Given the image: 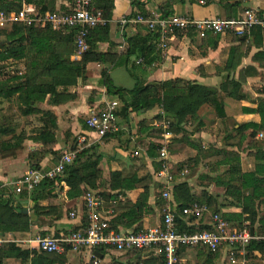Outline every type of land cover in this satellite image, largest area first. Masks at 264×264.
<instances>
[{
  "label": "crops",
  "instance_id": "obj_1",
  "mask_svg": "<svg viewBox=\"0 0 264 264\" xmlns=\"http://www.w3.org/2000/svg\"><path fill=\"white\" fill-rule=\"evenodd\" d=\"M132 1L137 2L139 7L133 6ZM172 1L114 0V11L109 32L110 42L114 45L113 51L121 53L126 47L127 39L146 34L147 31L142 25L128 23L121 27L119 24L122 18L140 13V10L149 18L161 14V8H168L169 6L174 15L186 16L195 20L228 19L225 9L219 4L218 0H184L183 3L175 4H172ZM200 1H203V4H200ZM239 2L240 7L230 11L232 18L239 17L242 13L241 9H250L264 15V0H239ZM61 7L67 8L68 5L61 1L55 3L56 10ZM96 47L97 51L101 53L107 52L110 48L108 43H100ZM70 59L74 60L72 56ZM132 63L133 59L128 67L139 80L145 81L146 84L175 79H182L215 89H220L227 80L239 84L237 87L238 97L225 99L222 118L216 116L211 106L204 105L198 111V121L189 122L187 126H184L183 131L187 138L203 151L201 155L197 150L181 141L182 134H171L172 136L168 142L171 171L173 166L185 162L187 168L185 167L184 170L187 173L182 174V172L180 174V182L187 183L195 198H200L203 192L213 198L215 197L216 205H213L210 211H214L218 207L219 213L227 219L230 229L239 230L236 219L238 215L242 214V209L239 206L230 204L231 198L224 196L223 188L215 186L213 181L215 178L222 176L230 167L229 164L227 166L222 163L224 155L216 153L221 151L238 154L241 173L251 172L257 164H264V156H262L264 155V126L258 129L238 130L243 125H260L261 123L258 108L259 102L262 103L260 108H264V41L259 39L237 41L232 39L230 35H224L220 37L217 47L211 48L203 42V39L190 40L188 37L181 35L168 42L167 49L161 56L159 55V60L150 69H141ZM5 66L3 78L13 75L16 71H24L23 61L7 62ZM103 69H109V77L114 86L125 89L134 87L135 80L124 67L110 69L108 64L90 63L87 65V77L84 82L80 81L76 86L68 88L63 97L59 99L58 104L52 101L48 102L49 96H47L45 101L39 105V108L53 113L57 128L54 136L55 144L49 148L52 153L45 155L39 163L38 169L43 171L51 169L61 153L69 151L75 138L78 135H85L84 149L93 147V153L100 156L101 181L100 183H91V185L85 184L82 186L83 189L110 196L117 194V191L110 190V183H108L110 173L114 171H119L123 175H132L137 172L140 176L149 172L153 175L155 185H160L153 174L150 161L146 159L149 144L158 143V141L146 134L139 135L137 133L138 121L144 119L147 120L149 125H152L156 121L154 119L155 115L159 114L160 110L154 109L140 116L132 114L129 123L124 124L121 122L122 130L116 137H107L98 142L95 140L94 134L85 127V121L90 113L100 111L107 102L114 101L112 97L105 93L100 77V72ZM66 96H73V98L65 99ZM2 103L0 119L4 117L5 125L13 132H9L6 136L0 135V139L7 140L20 134L25 140L22 144V150L15 156L5 158L0 156V184L11 182L31 169L28 162L29 154L42 148L38 135L42 124L39 122L38 117L21 116L17 111L18 104H16L15 98H12L10 102ZM163 120L166 119L163 118ZM198 123L200 124L199 127ZM135 153L137 155H134ZM258 155L263 158L257 160L256 156ZM140 158L144 160L145 168H140L138 160ZM175 184L177 182H174ZM146 185L150 186L148 206L151 214H144L139 226L141 230L157 226L161 221L163 206L157 204L159 191L157 188L151 187V183H142L138 185L135 191L126 193L124 196L119 195L115 199L108 198L106 200L102 197L105 212L111 213L108 215L110 220L115 217L116 212L119 213L130 202L136 201L138 195L142 192L141 188ZM67 190L68 188L62 185L61 192L54 197L55 204L59 203L63 210V217L57 222L44 217L37 219L33 216L31 213L33 203L30 196L25 195V197L22 196L23 198L21 196L15 198L14 206L19 205L25 209L26 213L24 214L32 219L34 226L30 228L28 233L8 234L21 240L33 238L38 234L53 237L55 233H59V237L63 233L76 228L81 218L76 221L68 220L66 207L71 206V208L81 210L82 197L68 200L66 198ZM255 205L257 212L255 223L253 226H248L249 223L246 222L243 224L242 229L247 228L249 233L252 232V238L255 241H264V228L260 227L259 223L264 215V196L257 198ZM193 224L197 228L210 227V213L195 218ZM137 226L136 224L132 229ZM120 230L123 229L120 228ZM227 251L226 247H221L218 253L211 255L206 249L195 247L181 250L180 258H178L179 261L181 259L183 264H264V248L262 252L253 251L251 254L240 248L236 251L233 262L229 260ZM133 254L140 264H144V262L154 257V253L151 251ZM78 255L87 256L85 253ZM126 255L114 251H105L104 255H101L102 258H98V260L109 264L132 263L133 261L124 258ZM3 264L21 263L18 260L8 259Z\"/></svg>",
  "mask_w": 264,
  "mask_h": 264
},
{
  "label": "trees",
  "instance_id": "obj_2",
  "mask_svg": "<svg viewBox=\"0 0 264 264\" xmlns=\"http://www.w3.org/2000/svg\"><path fill=\"white\" fill-rule=\"evenodd\" d=\"M58 1L65 2L70 6L74 0H0V12L9 14L20 11L23 5H32L39 15L55 11L67 13L68 7L55 9V3ZM183 2L185 1L173 0L172 4ZM218 2L225 9L228 19L232 18L230 14L231 9L240 7L239 0H218ZM132 5L137 8L139 7L137 2L132 1ZM91 6L95 10L102 12L107 23L105 26L95 27L89 31L86 38L88 50L77 61L70 59L75 48V30L69 33H62L53 31L49 26H24L19 23H13L0 30V112H2V102H10L12 98H15L16 104H18L17 111L21 116H37L39 122L42 124V127L38 131L39 142L42 144V148L29 154L28 162L31 168L38 169L39 163L45 155L52 153L49 148L55 144L56 118L50 111L40 109L39 105L45 101L47 96H49L48 102L52 101L58 104L60 102L59 99L63 97L68 88L76 86L80 81L84 82L87 77V65L90 63L108 64L110 69L124 67L135 80V85L132 89L120 88L114 86L112 83L109 77V69H103L100 72L106 95L112 97L118 103L115 115L119 118L120 122L124 124L129 123L132 113L140 116L158 109L160 113L156 114L154 119L156 121H162L163 118L166 119L170 123L169 132L174 135L182 134L181 141L197 150L201 155L203 151L187 138V135L183 131L184 126H187L189 122L198 121V111L204 105L211 106L216 116L222 118L224 115V101L226 98L235 99L238 97L237 87L239 84L235 81L229 82L227 80L220 89L200 86L194 82L182 79L164 82L154 81L146 84L145 81L139 80L128 66L133 59L132 64H136L141 69H150L159 60L160 53L157 50L158 34L147 31L143 36L137 35L131 37L126 40L125 49L121 53H116L112 49L114 45L110 42L109 38L114 0H92ZM161 9L160 15L163 18L174 16L169 6L168 8L162 7ZM241 11L243 13L245 9H241ZM137 15L149 18L140 10V13H134L127 17V19H133ZM176 36L180 37L181 35L176 34ZM230 36L237 41L249 39L264 41V34L258 27L252 29L248 35L243 37ZM220 37V35L207 36L203 39V42L211 46V48H216ZM188 39L194 40V37L189 35ZM208 40L210 43H207ZM100 43L109 44L110 48L107 52L101 53L97 51L96 45ZM138 60H141L142 63L137 64ZM21 61L24 62L23 72L16 71L13 75L3 78V71L6 69L5 64L7 62ZM71 98L73 96H66L65 99ZM259 104L262 105L260 102ZM260 105L258 108L261 117L260 125H243L238 130L263 128L264 108L261 109ZM4 119V117L0 119L1 136H6L9 132H13L12 129L5 125ZM199 126L200 124L198 123ZM163 132L162 128H154L152 125H149L147 120L141 119L137 123V133L139 135L146 134L148 137L158 141V143H150L146 151V159L151 163L154 176L160 170L158 151L161 147L160 143ZM118 134L106 135L104 138L116 137ZM24 140L25 138L20 134L7 140L0 139V156L2 158L15 156L22 150ZM75 141L76 139L74 143ZM74 143L71 144L69 151H75ZM93 150V147H91L76 153L74 161L65 167L61 176L57 177L55 181H43L33 191L30 195L33 203L31 208L33 216L37 219L44 217L55 222L60 221L63 217L62 206L59 203H50V200L57 193L61 192L62 185L68 188L66 198L68 200H75L80 199L86 193L87 189H83L82 186L100 183L101 171L99 165L101 160L99 155L93 153ZM216 154H223L224 159L222 163L227 166L229 164L230 167L227 168L222 176L213 180L215 186L223 188V195L231 198L230 204L239 206L242 209V214L238 215L236 219L239 230L242 229L243 224L246 222L249 223L248 226H253L257 217L255 200L264 196V164H257L251 172L241 173L238 154H229L228 152L221 151ZM256 157L257 160L263 158L259 157V155ZM58 159L59 157L55 163H57ZM139 162L140 168H145L142 158L139 159ZM185 167V162H183L178 163L172 168L173 179L177 182L171 191L173 205H175L176 229L179 233L184 232L188 234L211 230V226L197 228L193 224L195 222L194 217L182 215L184 208L192 207L194 204L205 205L209 209L213 205H216L215 197L213 198L211 195L203 192L200 198H195L187 183L180 182V174ZM108 183H110V190L117 191L118 193L112 196L101 193V196L106 200L108 198L115 199L119 195L124 196L126 193L133 192L142 183H151V187H155L159 191L157 204L161 207L164 206V201L161 198V186L155 185L156 182L153 179V175L149 172L140 176L137 172L132 175H123L119 171H114L110 173ZM141 189L142 192L138 195L136 201L130 202L119 213H115V217L110 220V228L115 231H118L120 228L133 232L142 231L139 226L142 217L144 214H151L150 207L148 206L150 186L146 185ZM25 195L22 194L20 196L25 197ZM24 210L19 205L13 206L9 201H4L0 198V236L8 233H28L30 231V228L34 224L32 219L24 214ZM211 212L220 214L218 207ZM222 218L227 222V219L223 216ZM259 223L260 227L264 228V215L259 220ZM136 224L138 226L132 229ZM73 230H76V228H73L71 231ZM58 234L55 233L53 237H58ZM41 236L47 237L45 234H41ZM263 248L264 241H255L253 238L244 247L248 254H251L253 251L262 252ZM181 250L183 251V249ZM218 252L208 253L215 255ZM98 253L104 255L103 250H99ZM67 254V252L63 254H46L35 250H22L13 244H9L0 248V264H3L8 259L18 260L21 264H65ZM91 263L93 264V261ZM144 264H165V260L163 255L159 254L154 255L152 259L144 262Z\"/></svg>",
  "mask_w": 264,
  "mask_h": 264
},
{
  "label": "built area",
  "instance_id": "obj_3",
  "mask_svg": "<svg viewBox=\"0 0 264 264\" xmlns=\"http://www.w3.org/2000/svg\"><path fill=\"white\" fill-rule=\"evenodd\" d=\"M91 4L92 0H74L72 5L68 6L67 13L55 11L46 12L43 15H39L32 5H23L18 12L9 14L0 12V30L13 23L24 26H49L53 31L62 33L75 30V48L72 58L80 60L81 56L88 50L86 38L89 31L95 27L105 26L107 23L102 12L92 8ZM200 4H203V1H200ZM128 23L142 25L146 31L158 34L157 50L160 56L167 49L168 42L174 39L176 34L186 37L192 35L194 39L199 40L208 35L223 36L230 34L235 37H243L256 27L264 34V15L253 10H245L239 17L231 19L195 20L180 15L163 18L157 14L152 18L137 15L133 19L122 18L119 21L121 27ZM140 63L142 61L138 60L137 64ZM117 107L118 103L115 100L107 102L102 110L90 113L86 119V127L94 134L97 142L106 135H115L122 130L121 122L115 115ZM132 114L135 115V113ZM152 126L162 128L164 131L162 133L163 141H161V147L158 151L160 170L155 174L160 183L161 198L164 201L161 221L157 226L139 232L113 230L110 228V217H108L111 213L105 212L101 194L87 190L81 198V210L72 208L66 213V217L70 221L81 218L76 230H70L59 237H43L38 234L33 238L24 240L16 239L11 234H5L0 236V248L13 244L22 250L30 251L33 249L46 254L85 253L93 261V264L99 262L93 254L99 250L114 251L120 254L151 251L154 255L162 254L165 264H178V254L181 249L202 247L208 252L215 253L221 247H226L229 260L233 262L238 247L243 250L252 239L247 228L231 230L220 214L211 212L205 205L194 204L192 207L184 208L182 215L200 218L210 213L212 229L192 234L177 231L175 205L171 199V191L175 181L168 154V142L172 136L168 130L170 123L166 120L155 121ZM75 139V151L62 153L51 169L43 171L31 168L13 181L1 183L0 198L9 201L14 206L15 198L22 194L30 196L45 180L55 181L57 177L62 175L65 167L72 164L76 153L85 148V135H78ZM186 173L184 170L182 174Z\"/></svg>",
  "mask_w": 264,
  "mask_h": 264
},
{
  "label": "rangeland",
  "instance_id": "obj_4",
  "mask_svg": "<svg viewBox=\"0 0 264 264\" xmlns=\"http://www.w3.org/2000/svg\"><path fill=\"white\" fill-rule=\"evenodd\" d=\"M75 144H76V142L74 143V148H75ZM66 152H69V151H66ZM138 160H136V162H138ZM50 201H51L50 203H55L54 202V198H52ZM71 209H72L71 206L70 207L69 206L66 207V211L67 212H69ZM161 213H162V211H161ZM135 257L136 256L134 254L133 255L132 254H127L126 256H124V258L126 260L133 261L130 264H140V263H138V260ZM179 258H180V256H179ZM91 261L92 260H90L88 256H83V255H78V254H70L69 253V254H67V261H66L65 264H90ZM97 264H109V263L98 262ZM178 264H183L181 259H180Z\"/></svg>",
  "mask_w": 264,
  "mask_h": 264
},
{
  "label": "water",
  "instance_id": "obj_5",
  "mask_svg": "<svg viewBox=\"0 0 264 264\" xmlns=\"http://www.w3.org/2000/svg\"><path fill=\"white\" fill-rule=\"evenodd\" d=\"M24 213H26V210L24 211ZM250 236H251V237L253 236V233H252V232L250 233ZM93 254H94V256H96V257H98V258H102V257H101V254L98 253V252H94Z\"/></svg>",
  "mask_w": 264,
  "mask_h": 264
},
{
  "label": "bare ground",
  "instance_id": "obj_6",
  "mask_svg": "<svg viewBox=\"0 0 264 264\" xmlns=\"http://www.w3.org/2000/svg\"><path fill=\"white\" fill-rule=\"evenodd\" d=\"M95 252H98V251H95ZM96 257V256H95ZM98 258V257H97Z\"/></svg>",
  "mask_w": 264,
  "mask_h": 264
}]
</instances>
